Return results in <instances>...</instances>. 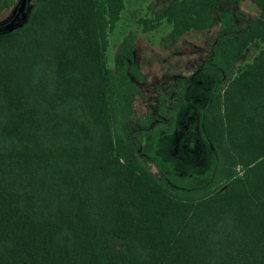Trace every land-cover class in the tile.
I'll return each instance as SVG.
<instances>
[{
  "label": "trees",
  "instance_id": "trees-1",
  "mask_svg": "<svg viewBox=\"0 0 264 264\" xmlns=\"http://www.w3.org/2000/svg\"><path fill=\"white\" fill-rule=\"evenodd\" d=\"M235 1L173 0L140 20L166 19L176 39ZM251 1L260 13L195 68L226 77L210 78L201 108L211 182L198 186L137 152L131 32L113 68L106 58L124 0H31L23 23L0 29V264H264V48L235 69L264 42V0Z\"/></svg>",
  "mask_w": 264,
  "mask_h": 264
},
{
  "label": "rangeland",
  "instance_id": "rangeland-1",
  "mask_svg": "<svg viewBox=\"0 0 264 264\" xmlns=\"http://www.w3.org/2000/svg\"><path fill=\"white\" fill-rule=\"evenodd\" d=\"M172 1L124 0L119 19L108 30L107 65L114 67L115 52L124 36L131 32L132 50L126 69L138 90L130 117L137 152L158 176L172 175L185 185H206L211 181L204 172L210 165L205 146L200 142V114L211 92L203 90L204 83L192 89L193 79L208 82L209 77L215 80L226 77L211 65L203 70L208 74L206 77L201 75L202 69L197 74L195 68L209 59L208 54L212 55L211 48L221 32L245 26L249 17L260 13V8L251 0L221 4L217 12L220 15L225 9V20L219 18L207 28L191 29L176 39L166 19L153 28L143 29L140 18L152 17L155 9ZM29 2L14 0L3 6L0 29L23 23ZM261 48L264 42L251 43L236 60L235 69L252 60ZM180 96L181 106L175 110Z\"/></svg>",
  "mask_w": 264,
  "mask_h": 264
},
{
  "label": "flooded vegetation",
  "instance_id": "flooded-vegetation-1",
  "mask_svg": "<svg viewBox=\"0 0 264 264\" xmlns=\"http://www.w3.org/2000/svg\"><path fill=\"white\" fill-rule=\"evenodd\" d=\"M197 71V72H196ZM195 72L197 73V74H199L198 73V70H195ZM206 77V76H205ZM209 78H211V77H209ZM206 80V83L203 85L204 86V88H203V90H205V89H207V91H210L211 90V88L213 87V82H214V80L213 79H211V80H209L208 82H207V79H205ZM193 82H194V84H193V88L192 89H197V86L199 85L200 86V80H197L196 78H195V80L193 79ZM191 86V85H190ZM202 86V87H203ZM209 95V94H208ZM179 117V116H178Z\"/></svg>",
  "mask_w": 264,
  "mask_h": 264
}]
</instances>
